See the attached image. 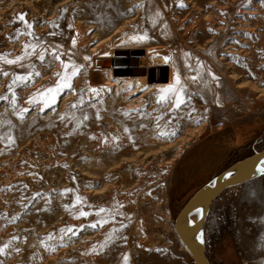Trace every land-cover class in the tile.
<instances>
[{"label":"rangeland","instance_id":"obj_1","mask_svg":"<svg viewBox=\"0 0 264 264\" xmlns=\"http://www.w3.org/2000/svg\"><path fill=\"white\" fill-rule=\"evenodd\" d=\"M118 1L0 0V264H193L174 228L188 201L173 188L179 158L225 130L244 144L232 161L264 148V0H202L198 11L149 0L136 33L121 28L131 10L112 26L134 3ZM141 24L149 40L168 37L148 47L174 66L179 107L171 92L122 96L96 71L92 49ZM57 74L71 87L45 107ZM238 191L208 211L210 264H241L230 245Z\"/></svg>","mask_w":264,"mask_h":264},{"label":"crops","instance_id":"obj_2","mask_svg":"<svg viewBox=\"0 0 264 264\" xmlns=\"http://www.w3.org/2000/svg\"><path fill=\"white\" fill-rule=\"evenodd\" d=\"M242 147L244 144L232 140L225 130L213 133L184 152L173 171V188L178 199L189 200L209 182V175L216 177L225 170L234 160L235 149ZM238 189L232 210L230 245L241 264H264V177Z\"/></svg>","mask_w":264,"mask_h":264},{"label":"bare ground","instance_id":"obj_3","mask_svg":"<svg viewBox=\"0 0 264 264\" xmlns=\"http://www.w3.org/2000/svg\"><path fill=\"white\" fill-rule=\"evenodd\" d=\"M82 3H86L89 6L102 5L101 0H79ZM129 1V0H128ZM127 0L118 1V5H125ZM134 3L132 7L112 20V26L121 24V18L123 15L131 10L134 14V18L128 21L122 28V32L130 29L136 33L137 20L142 17L145 19V7L149 0H132ZM175 1V0H174ZM177 1V0H176ZM179 1V0H178ZM188 5H191L194 11H198L203 8L202 0H185ZM141 4L138 8L137 5ZM218 12L226 13L224 10L216 8ZM142 22V21H141ZM139 34L120 35L115 38L112 43H104L101 41L92 52L95 55L96 71L106 77L108 82L106 87L118 89L122 96L127 98H136L141 92L145 91L146 94L153 93L157 90L167 89L170 86L174 87L175 79L177 77L176 70L170 61L164 57L157 56L154 49L148 46L154 41H161L165 44L168 43V37L165 36L163 31H158L151 40L146 36V33L141 24ZM109 34L108 31L102 33V37H106ZM83 45H87L89 41H86L87 36L84 35ZM100 39V40H101ZM105 47H110V50L104 51ZM86 48V47H85ZM88 49V48H87ZM106 50V49H105ZM142 51L143 54L138 56L136 51ZM104 51V52H101ZM167 76V82L162 83L163 74ZM140 99V98H139ZM182 227L184 236L187 235L189 229V222L187 216L182 220Z\"/></svg>","mask_w":264,"mask_h":264},{"label":"water","instance_id":"obj_4","mask_svg":"<svg viewBox=\"0 0 264 264\" xmlns=\"http://www.w3.org/2000/svg\"><path fill=\"white\" fill-rule=\"evenodd\" d=\"M162 83L167 82L164 73ZM264 177V148L252 156L236 161L220 174L199 188L178 214L174 228L182 247L192 258L193 264H210L206 249L205 228L208 211L224 192ZM187 216L189 229L184 236L182 220ZM203 234L204 242H200Z\"/></svg>","mask_w":264,"mask_h":264},{"label":"snow or ice","instance_id":"obj_5","mask_svg":"<svg viewBox=\"0 0 264 264\" xmlns=\"http://www.w3.org/2000/svg\"><path fill=\"white\" fill-rule=\"evenodd\" d=\"M180 6L183 7L184 5H180ZM137 7H139V5H137ZM20 19H23V15L20 16ZM28 27L30 28L31 25L29 24ZM28 35H31V33H28ZM73 43H75V41H73ZM26 47H27V46H26ZM54 55H55V53H54ZM21 59H23V57H17L16 60H7L6 62L9 63V64H12V63H16L17 61H19V60H21ZM41 59H43V57H41ZM56 59H60V57L57 55V56H56ZM86 59H87V58H86ZM63 67H64V68H67L68 65H67V64H64ZM77 72H78V69H74L71 75L74 76V75L77 74ZM4 74L6 75L7 73H4ZM37 75H39V73H37ZM57 75H58V76H61V74H57ZM70 78H71L70 76H69V77H63V76H61V78L58 79V82H57V84H56L55 87H53V88H48V89H46L44 92L40 93L41 95H44L45 97L50 96V99H47V98H46V100H45V107H47V106H49L51 103H54V102H55V95H54V93H57V92L63 90L64 88H70V87H71V84H70ZM25 79H26V78H24V77H17V78H16V80H25ZM16 80H14L13 83H15ZM175 84H176L177 86L180 85L179 76L176 77V79H175ZM160 91H161L162 93H168V92H171V93H173L174 95H176V96H177L176 104H175L176 107H179V105H180L181 103H183V100H181V99L179 98V92L182 91V88H177V87H172V86H170L169 88H167V89H162V90H160ZM4 98H6V97H4ZM160 98L163 100L165 97L162 95ZM86 118H87V117H85V119H86ZM101 211H103V209H101ZM81 215H84V213H81ZM91 227H96V225L93 224V225H91ZM69 231H71V229H69ZM199 239H200V242H201V243L204 242V240H203V234H202V233H201ZM5 247H7V246H5ZM16 251H19V249H17ZM4 254H5V250H4V248H0V255H4ZM125 264H127V257H125Z\"/></svg>","mask_w":264,"mask_h":264},{"label":"trees","instance_id":"obj_6","mask_svg":"<svg viewBox=\"0 0 264 264\" xmlns=\"http://www.w3.org/2000/svg\"><path fill=\"white\" fill-rule=\"evenodd\" d=\"M259 146V145H258ZM257 146V147H258ZM251 155V154H250ZM250 155H246L245 157H250ZM245 157H243V158H245ZM238 161V160H237ZM234 162H236V160L235 161H233V162H231L229 165H231V164H233ZM207 256H208V254H207ZM210 262V261H209Z\"/></svg>","mask_w":264,"mask_h":264}]
</instances>
